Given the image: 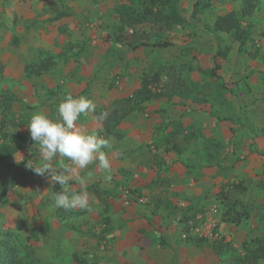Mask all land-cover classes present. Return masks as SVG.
Returning <instances> with one entry per match:
<instances>
[{
	"label": "rangeland",
	"instance_id": "rangeland-1",
	"mask_svg": "<svg viewBox=\"0 0 264 264\" xmlns=\"http://www.w3.org/2000/svg\"><path fill=\"white\" fill-rule=\"evenodd\" d=\"M176 1L186 22L131 27L117 20L119 0H0V240L10 232L24 264H79L73 252L87 264H162L161 250L172 252L170 264H264L257 251L264 242V0L245 16V0H213L195 18L196 0ZM230 10L253 26L240 50L230 34L212 28ZM156 42L168 45H147ZM40 49L66 55L44 62L40 75L24 71ZM143 76H157L150 85L156 96L121 120V135L106 134L98 117L132 96ZM68 95L96 104L76 126L110 141L102 149L110 168L94 161L60 186L25 167L40 160L27 124L38 112L56 119ZM221 126L229 128L224 149L216 135ZM15 134L25 137L21 148ZM177 151L188 154L182 158L193 181L188 195L158 191L168 183L163 156ZM137 155L156 163L152 188L130 178ZM91 184L111 192L98 197ZM54 186L87 191L88 209L55 207ZM197 215L212 219L207 236L190 233Z\"/></svg>",
	"mask_w": 264,
	"mask_h": 264
},
{
	"label": "trees",
	"instance_id": "trees-1",
	"mask_svg": "<svg viewBox=\"0 0 264 264\" xmlns=\"http://www.w3.org/2000/svg\"><path fill=\"white\" fill-rule=\"evenodd\" d=\"M212 1L213 0H196L192 5L190 17L195 18L203 9L209 7ZM245 2L246 6L241 11L243 16L250 14L254 8L258 7L261 0H245ZM67 14V12H63L55 15L52 18V21L58 20ZM115 14L121 26L131 27L148 21L164 23L165 25L173 23L182 24L187 21L181 14L176 0H119V4L115 8ZM212 28L214 31L230 34L234 40L237 41L238 50H240L251 37L253 26L251 24L243 25L240 16H238L234 10H230L224 14L218 15L213 22ZM119 38V35L115 36L116 41H121L118 40ZM147 45L165 47L168 45V42H156ZM219 52L220 50H217V53ZM65 55L66 54L63 51L54 53L49 50L40 49L37 59L25 62L23 64V69L28 73L40 75L43 73L44 62L54 61L59 57H65ZM217 68H219V64L214 62V67L211 70V73L215 74V69ZM153 81H157V76H143L140 80L139 86L133 90L132 96L120 98L113 102L115 106L107 114V118L101 121V127L106 134L116 136L121 135L119 132V124L121 120L133 110L141 107L145 102L152 100L156 96V92L153 91L150 86ZM3 98L10 101L18 100L17 97L9 95H3ZM14 137L19 143L17 147L21 148L23 144L20 143L24 142L25 137L17 134H15ZM88 189L98 197L102 195L108 196L111 192L108 189L101 190L97 184H91ZM53 190L55 191L54 196L56 193L61 192L56 186H54ZM104 231H107V228H105ZM10 234V232H6L0 240V264H24L15 252L14 246L9 243ZM257 251L259 252V255L264 256V242L260 244ZM72 258L79 264L88 263V260L83 256L81 257L77 252H73Z\"/></svg>",
	"mask_w": 264,
	"mask_h": 264
},
{
	"label": "clouds",
	"instance_id": "clouds-1",
	"mask_svg": "<svg viewBox=\"0 0 264 264\" xmlns=\"http://www.w3.org/2000/svg\"><path fill=\"white\" fill-rule=\"evenodd\" d=\"M96 104L84 97L68 95L58 105L56 119H49L44 113H34L27 124L31 140L38 145L39 162H26L25 167L34 175L48 178L52 183L66 185L79 169H85L94 161L100 170L110 168V161L103 148H110L108 139L97 136L95 132L85 134L80 131L76 122L81 115L94 112ZM107 114L98 119L103 121ZM56 157L67 158L60 168L53 166ZM110 179V177H105ZM55 207L66 211L86 210L89 207L87 191L70 194L58 192L54 196Z\"/></svg>",
	"mask_w": 264,
	"mask_h": 264
},
{
	"label": "crops",
	"instance_id": "crops-1",
	"mask_svg": "<svg viewBox=\"0 0 264 264\" xmlns=\"http://www.w3.org/2000/svg\"><path fill=\"white\" fill-rule=\"evenodd\" d=\"M37 91H40V90H37ZM36 93L40 94L41 92L40 93L36 92ZM225 99H229V98H225ZM217 129H218L217 134H216L217 140H222L218 146H220V147H222V149H224V146H226V147L228 146V144L224 143V138H227V139L230 138L229 133H228L229 128L226 126H221L220 128L218 127ZM137 147H139L138 144H137ZM260 147H264V145L261 144ZM178 152L179 151H177L176 153H167L169 155L164 154L165 156H163V159L165 161V164H162V167L164 166L163 169L165 172H163L161 174L164 175V178L166 179V181L168 183L166 185H161L159 187L158 191L164 190V192H165V191H167V189L168 190H177L178 193L182 192V193L188 195V193H190V191L192 192L193 181H192V178H190V180L187 182L188 178H187L186 171L184 169H182V167L184 166V164L182 163V158L188 156V154L186 152H182V154H178ZM203 152H204L205 156H206V154H209V151L206 149H204ZM220 152H221V150H220ZM136 157H137V160H136L135 164H133V166L130 168V171H134V175L133 176L131 175L130 178L138 179L137 183H139L142 180L141 184L147 185V187H148V185L150 188L154 187L153 183H151V182H155V180H156L155 178L157 177V174H158L156 163H154L152 161L149 162L148 158L142 159V157L140 156L141 157L140 158L139 155H137ZM214 162H217V161H214ZM259 163L262 164L263 161L261 160ZM169 166H170V168H175L177 170L176 174H173L172 171L165 170V169H168ZM202 168L205 169V167H202ZM215 168L216 169L218 168V171L222 172V170L219 169V166L215 167ZM216 169L213 168V173H215L214 170L217 173ZM158 171H159V169H158ZM215 176H216L217 180L222 178V174H220L219 172ZM205 179H208V176H205ZM149 183H151V185ZM159 184L160 183H158L156 185L158 186ZM167 185H169V186H167ZM196 190H197V188H196ZM146 193H149V192L146 191ZM161 251L162 252H160L158 254L159 259L161 260V258H165L167 260V261H164L165 264H170V261L173 258L172 252L171 251L167 252L166 250H161ZM164 262H162V264H164Z\"/></svg>",
	"mask_w": 264,
	"mask_h": 264
},
{
	"label": "built area",
	"instance_id": "built-area-1",
	"mask_svg": "<svg viewBox=\"0 0 264 264\" xmlns=\"http://www.w3.org/2000/svg\"><path fill=\"white\" fill-rule=\"evenodd\" d=\"M195 221H197L196 223L192 222V221H189L188 222V227L190 228L191 230V234H195L197 236H200V237H204V236H207L208 235V228H209V225L211 226V222H212V219H207L205 220V222H203L201 220V217L199 215H197L195 217ZM187 235V233H182L181 234V237L182 238H185Z\"/></svg>",
	"mask_w": 264,
	"mask_h": 264
}]
</instances>
